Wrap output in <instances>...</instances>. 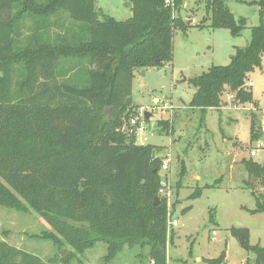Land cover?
<instances>
[{
  "label": "trees",
  "instance_id": "16d2710c",
  "mask_svg": "<svg viewBox=\"0 0 264 264\" xmlns=\"http://www.w3.org/2000/svg\"><path fill=\"white\" fill-rule=\"evenodd\" d=\"M126 1L131 16L119 20L98 0H0V205L33 209L48 222L52 230L33 236L56 248L49 263L83 264L81 255L100 241L106 244L102 264L137 246L133 264L168 263L167 201L155 204L161 147L138 144L117 128L138 111L135 71L171 63L175 30L187 32L192 24L179 15L185 0ZM226 2L206 0L208 15L196 26L239 36L247 19H237ZM257 3L261 23L252 27L248 44L236 47L229 64L211 65L195 78L188 108L199 111L201 125L225 91L254 101L244 85L264 55V0ZM256 119L253 114V140ZM159 125L174 132L169 121ZM242 163L249 173L243 185L255 198L250 211L264 213V192L251 183L254 178L264 188V164ZM186 172L183 163L178 187ZM231 231L255 254L250 263L264 264V246L250 242L249 229ZM205 261L224 264L225 252ZM43 263L0 237V264Z\"/></svg>",
  "mask_w": 264,
  "mask_h": 264
},
{
  "label": "rangeland",
  "instance_id": "374dc122",
  "mask_svg": "<svg viewBox=\"0 0 264 264\" xmlns=\"http://www.w3.org/2000/svg\"><path fill=\"white\" fill-rule=\"evenodd\" d=\"M257 1L227 0L237 19H247L242 33L233 36L228 28L196 26L208 15L206 0H185L188 6H183L179 15L192 26L187 32L175 30L173 61L161 68L135 71L133 103L152 114L147 119V129L137 136V143L161 147L157 152L161 159L169 148L174 155L169 171L159 172L160 186L165 176L171 180L173 196L166 204L168 215L177 221L168 229L173 239L168 243L167 264H208L205 259L218 258L224 252V264H251L255 254L241 246L232 234V227H247L250 242L264 246V213L250 211L255 208V198L243 185L249 173L242 163L243 158H253L264 164V55L262 66L251 71L247 79L253 82L250 87L253 102L242 103L238 109H208L202 125L199 111L188 108L196 91L191 79L211 65L229 64L236 47L246 46L250 41L252 27L261 23L262 10ZM98 3L119 20L131 15L126 0H98ZM223 98L229 100L227 94ZM179 111L182 115H177ZM253 114L257 115L258 132V139L254 140ZM161 120L172 123L174 132L162 131ZM252 149H258L254 157ZM183 163L187 172L178 187ZM251 183L258 193L264 192L256 179ZM200 189L202 194L192 197ZM46 230L52 227L35 210L25 212L0 205V237L37 254L44 259L43 264H54L46 259L55 254L56 248L50 241L33 236ZM105 252L106 244L98 242L81 255L83 264H102ZM138 252V246L126 247L110 264H133L136 262L133 255Z\"/></svg>",
  "mask_w": 264,
  "mask_h": 264
},
{
  "label": "built area",
  "instance_id": "2783aa9c",
  "mask_svg": "<svg viewBox=\"0 0 264 264\" xmlns=\"http://www.w3.org/2000/svg\"><path fill=\"white\" fill-rule=\"evenodd\" d=\"M173 2H174L173 0H165L166 5H173ZM174 14H176L175 10H174ZM252 85H253V82L249 80L245 82L244 87H251ZM224 94H227L229 96V100L227 101L224 100L223 98ZM224 94L222 96V101L220 105L212 109H238L240 108L243 102L238 100L234 94L226 92V91L224 92ZM145 113H146L145 108L142 107L138 109L137 113L134 116H132L130 120L127 121L122 127L117 128V130L123 131L127 133L128 135H132L137 143V136L139 134H142L147 129L146 122L148 118H146ZM142 144H145V143H142ZM258 146L259 147L263 146V143L260 141L258 143ZM250 153H251V156L254 157L258 154V149H252ZM173 160H174L173 151L171 148H169V150H167L162 157L160 172L162 171L168 172L170 167L172 166ZM158 195L161 199L163 198L167 202H170V199L173 196V188L171 185L170 178L168 179L165 176V178L162 181V185L159 188ZM170 217L171 215L168 216L169 227L177 224V221L172 220Z\"/></svg>",
  "mask_w": 264,
  "mask_h": 264
},
{
  "label": "water",
  "instance_id": "95a60500",
  "mask_svg": "<svg viewBox=\"0 0 264 264\" xmlns=\"http://www.w3.org/2000/svg\"><path fill=\"white\" fill-rule=\"evenodd\" d=\"M191 82L195 85L196 79L195 78L191 79ZM145 115H146V118H150L152 114L150 112L146 111ZM263 124H264V120H263ZM160 202H161V199H160L159 195H157L155 197V204H159Z\"/></svg>",
  "mask_w": 264,
  "mask_h": 264
},
{
  "label": "crops",
  "instance_id": "0c3cea01",
  "mask_svg": "<svg viewBox=\"0 0 264 264\" xmlns=\"http://www.w3.org/2000/svg\"><path fill=\"white\" fill-rule=\"evenodd\" d=\"M184 6H188V3L186 2V3L184 4ZM129 11H130V9H129ZM130 14H131V11H130ZM130 16H131V15H130ZM177 115H182V112L179 111V112L177 113Z\"/></svg>",
  "mask_w": 264,
  "mask_h": 264
}]
</instances>
